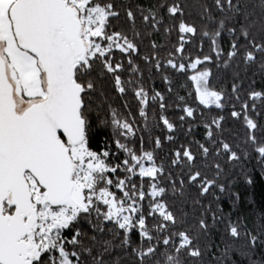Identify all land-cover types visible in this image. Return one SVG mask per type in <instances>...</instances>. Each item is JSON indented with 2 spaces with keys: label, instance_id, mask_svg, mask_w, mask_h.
<instances>
[{
  "label": "snow or ice",
  "instance_id": "6c2138e0",
  "mask_svg": "<svg viewBox=\"0 0 264 264\" xmlns=\"http://www.w3.org/2000/svg\"><path fill=\"white\" fill-rule=\"evenodd\" d=\"M121 8L117 0H0V264H264V212L251 227L239 214L242 203L256 205L257 174L264 181V140L251 131L259 126L249 115L264 91L242 98L234 82L229 97L210 85V69L197 70L211 55L187 64L183 57L191 37L201 47L207 38L216 57L223 56L218 66L238 61L264 76V0L187 6L155 0ZM173 32L178 42L161 58L150 38ZM145 40L150 54L141 68L133 57ZM167 68L196 70L188 79L206 108L236 100L239 110L230 105V115L250 130L244 149L227 141L223 116L208 117L205 143L194 141L195 151L191 144L173 151L169 165L178 173L142 147L143 137L133 146L135 117L111 106L109 81L119 97L131 93L145 129L158 116L174 133L186 118L195 123L197 109L184 104L179 124L164 114L168 98L144 80L146 72L157 76L171 92ZM106 128L115 152L107 139L104 147L97 142ZM186 134L194 135L192 124ZM154 144L162 147L159 137ZM221 156L256 159L255 171L226 174ZM226 203L235 211L225 212Z\"/></svg>",
  "mask_w": 264,
  "mask_h": 264
},
{
  "label": "trees",
  "instance_id": "16d2710c",
  "mask_svg": "<svg viewBox=\"0 0 264 264\" xmlns=\"http://www.w3.org/2000/svg\"><path fill=\"white\" fill-rule=\"evenodd\" d=\"M155 0H117V3L122 5L121 11L124 6L129 4H140L142 7H148L150 3H154ZM190 3V0H185V5L187 6ZM189 13H191V19L193 21L196 20L195 11L192 8H188ZM155 40L158 45L161 46L159 55L161 58L167 57L168 53L172 51L173 45H176L178 42V34L176 32L171 33L167 37H165L162 33H153L151 38ZM225 52L228 49V45L226 42H222ZM142 51L138 56H134V60L137 64L141 66V68H145V65L142 61V57L150 54L149 41L145 40L142 44ZM211 55L212 61L205 62V64L198 66L197 70H203L204 68L210 69L212 72V77H210V85L218 90H224L229 94V97L232 96L231 86L232 84L238 83L241 84V92L239 95L242 98H245V94L250 90L256 91H264V76L258 72V70L253 66L251 69L245 70L243 65H238V61L236 64L231 65L229 68H223L222 66H218L221 64L223 60V56L217 58L216 55L212 52L211 47L207 38L203 40V46L201 47V40L199 37H191V40L188 44L185 45V52L183 53L184 62L187 64L191 60H194L196 57L203 58V56ZM117 58L122 59V57L117 54ZM126 64V61H125ZM127 66V65H126ZM196 70L188 68L186 72H178L174 69L167 68L165 74L168 75L172 81V91L169 92L168 85L161 80L157 76H153L150 79L147 77V72L145 76V87L153 88L155 91H161L167 99L168 108L165 115L171 121L177 122L179 124L178 118L183 115L182 107L184 104H187L193 108L197 109L196 121L192 123V118H186V122L183 124V128L178 127L176 132L169 133L162 122H159V117L157 116V125H150V129L144 128V120L140 118L138 115V105L137 101L132 97L131 93L127 96L121 98L114 91H111V81H109V89L111 94V106L117 108L122 116H128L129 114L135 117V124L137 125V137L129 138L132 141L133 146L140 147L139 137H143V145L142 147L145 150H155L158 160H163L166 164L168 170L179 172L178 168H171L169 165L170 157L173 151L180 147L181 145L187 146L191 144L193 150L197 149V144L194 141H199V143H205V128L204 123H207L208 117H225V120L222 121V126L226 130V132H230V136H226L227 141L230 144L239 145L241 149H244L243 141L247 137L249 133V129L243 123L242 120H237L231 117V106L232 104L236 105V110H239V104L235 99H229L228 104H226L225 108L217 109L214 106L212 108H206L203 105L199 104V101L196 98L195 90L192 82L188 79L191 75L194 74ZM238 73V77L237 74ZM185 97L184 101H179L178 97ZM127 101V108L122 107L123 101ZM179 104L180 107H176ZM257 109L254 112H250L249 115L254 119V121L258 124V129L251 130L254 131L257 138L260 140H264V100L256 101ZM155 111H159L158 109H154ZM104 115L103 113H100ZM95 125V121H93ZM189 124H192L194 128V135H189L187 133V128ZM168 135H174L176 137L175 141H169L165 137ZM154 137H159L161 140L162 147L159 149L155 148ZM108 140V146L112 149V151H117L114 144H112L113 135L110 128H106L101 133V136L97 138V142L100 143L101 147H104L103 140ZM93 148L96 147V144L92 145ZM123 153L121 156L123 157ZM220 162L222 165H226V174L227 173H238L241 169L253 170L254 165H256V159H249L247 157L243 158L239 162H231L225 160L223 156L220 157ZM209 176L212 175L211 172L208 173ZM175 178V177H174ZM221 180L226 179V175L220 177ZM235 179V176H233ZM257 183L252 190L255 195L256 205L250 206L249 204L242 203L239 208V214L241 219H246L249 227L252 226L253 223H259V216L262 212H264V181L260 180L259 175L256 176ZM145 185H147V180H145ZM167 187V185H165ZM243 185H241L242 187ZM119 195V193H117ZM192 196H196L195 190H191ZM212 199L211 196H207L203 202H210ZM186 211L192 212L193 209L188 207L185 209ZM224 211L230 212L235 211L231 209L228 204L224 205ZM135 239V237H134Z\"/></svg>",
  "mask_w": 264,
  "mask_h": 264
}]
</instances>
